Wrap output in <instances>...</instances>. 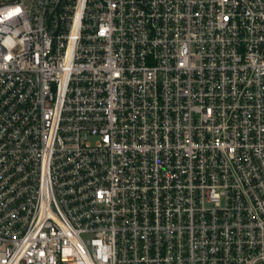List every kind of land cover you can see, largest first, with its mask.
Returning a JSON list of instances; mask_svg holds the SVG:
<instances>
[{"label":"built area","instance_id":"1","mask_svg":"<svg viewBox=\"0 0 264 264\" xmlns=\"http://www.w3.org/2000/svg\"><path fill=\"white\" fill-rule=\"evenodd\" d=\"M0 264H264V0H0Z\"/></svg>","mask_w":264,"mask_h":264}]
</instances>
